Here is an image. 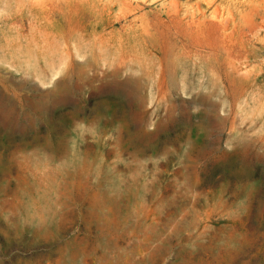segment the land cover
I'll use <instances>...</instances> for the list:
<instances>
[{"label":"rangeland","instance_id":"rangeland-1","mask_svg":"<svg viewBox=\"0 0 264 264\" xmlns=\"http://www.w3.org/2000/svg\"><path fill=\"white\" fill-rule=\"evenodd\" d=\"M0 264H264V0H0Z\"/></svg>","mask_w":264,"mask_h":264}]
</instances>
